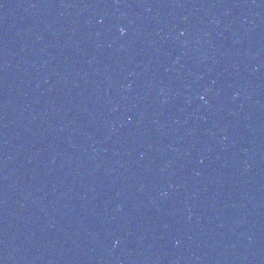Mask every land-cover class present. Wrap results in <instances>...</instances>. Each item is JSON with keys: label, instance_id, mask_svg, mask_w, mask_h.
I'll return each mask as SVG.
<instances>
[{"label": "water", "instance_id": "95a60500", "mask_svg": "<svg viewBox=\"0 0 264 264\" xmlns=\"http://www.w3.org/2000/svg\"><path fill=\"white\" fill-rule=\"evenodd\" d=\"M0 264H264V0H0Z\"/></svg>", "mask_w": 264, "mask_h": 264}, {"label": "clouds", "instance_id": "9594fccd", "mask_svg": "<svg viewBox=\"0 0 264 264\" xmlns=\"http://www.w3.org/2000/svg\"><path fill=\"white\" fill-rule=\"evenodd\" d=\"M121 31L123 32V29Z\"/></svg>", "mask_w": 264, "mask_h": 264}]
</instances>
